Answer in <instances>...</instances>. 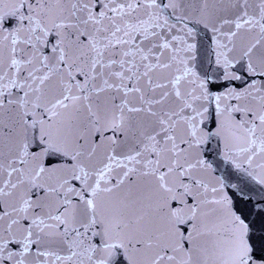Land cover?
I'll use <instances>...</instances> for the list:
<instances>
[{"label": "snow or ice", "instance_id": "6c2138e0", "mask_svg": "<svg viewBox=\"0 0 264 264\" xmlns=\"http://www.w3.org/2000/svg\"><path fill=\"white\" fill-rule=\"evenodd\" d=\"M0 264H264V0H0Z\"/></svg>", "mask_w": 264, "mask_h": 264}]
</instances>
